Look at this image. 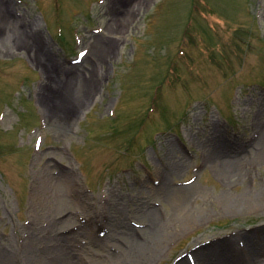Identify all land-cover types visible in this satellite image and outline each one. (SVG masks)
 <instances>
[{
	"label": "rangeland",
	"instance_id": "obj_1",
	"mask_svg": "<svg viewBox=\"0 0 264 264\" xmlns=\"http://www.w3.org/2000/svg\"><path fill=\"white\" fill-rule=\"evenodd\" d=\"M77 70L85 105L53 117ZM259 120L264 0H0V256L119 263L152 209L208 208L153 264L216 262L187 254L230 235L243 240L228 264H264ZM233 148L251 167L229 183L207 154ZM251 190L260 206L222 200Z\"/></svg>",
	"mask_w": 264,
	"mask_h": 264
},
{
	"label": "bare ground",
	"instance_id": "obj_2",
	"mask_svg": "<svg viewBox=\"0 0 264 264\" xmlns=\"http://www.w3.org/2000/svg\"><path fill=\"white\" fill-rule=\"evenodd\" d=\"M109 49L110 48L103 49L105 50L103 52L105 56L107 55V57L110 56ZM101 58L104 59L102 56ZM101 58L100 60H102ZM77 71L74 72V74L76 75L75 77H77L75 78V82H72V79H69L65 84H63L64 86L67 85V87L65 88L68 98L62 97L59 100V103L57 104L52 103L50 105L49 112L53 117H58L60 119L66 118L67 116L71 115V113L82 108L85 105L87 89L85 90L84 88H82V90H80V87L83 86L87 87V86L79 82L80 79L79 76L77 75L79 71L78 72ZM73 84L75 86H72ZM63 99H66L65 102L68 100L67 101L68 103H66L65 105L62 104ZM60 104L63 107H60L59 106ZM257 125L259 127V130H257L256 134L258 136V140L260 139L259 140L260 144H262L263 146L261 150L259 149L257 151V154L254 156V158H257V160L258 159L262 160L264 158V120H259ZM254 146L256 147V144ZM248 152L250 154V151ZM238 155L235 153L234 148L231 150H223L222 152L211 150L207 154V162H209V166H211L213 169L216 170L217 175L221 176L222 180H224L225 182L228 181L229 183H232L237 175L245 174V171H247L249 167H251L250 160H248L249 162L248 161L245 162L244 161L245 157L241 156L243 154L239 156ZM252 155L253 154L251 153L250 158L252 157ZM218 164L220 165L219 169L215 167V165L217 166ZM164 173L165 171L163 172V174ZM51 179H53V177L48 172L47 180L45 181L46 183L44 184V186L42 188L41 187H37V188H41V190L43 189L48 190L47 182H51ZM167 185H169L168 182ZM186 188L188 187L182 186L177 188L175 191L171 192V193L175 192L172 196L180 195V193L182 192L184 193L187 192ZM262 197H263L262 192H259L257 194L255 190H251L248 191V193L246 192L245 196L240 197L238 199L231 200L224 197L222 198V200L228 206L235 208L238 206L251 205V204L260 206V200ZM148 215L150 218L149 223H146V225L143 226L144 230L140 229L143 230L142 234L144 235V238L141 239L139 237V232H140L139 229L128 227V229L135 236L136 239H133L132 244H129L123 248L122 250L123 255H121L123 257L122 261L118 263L117 260L115 259L114 264H153L155 260L161 257L160 254L162 253L163 249L166 247V244L170 241L171 238L177 236L178 233L182 234L189 227L202 224L204 220H206L208 217L212 216L213 214L212 212L209 211L208 208H200L195 210L194 209L186 210L182 214H176V213H172L171 215L166 214L161 218L157 217L156 210L152 209V211H150ZM258 228H261V230L264 229V227L262 228L260 226H258L257 229ZM26 231L28 230L26 229ZM252 232L253 231H248V232L242 231L241 233H239V236L240 238L246 237L247 239H251V241L249 242L252 244L251 246H254L253 241L255 242V238ZM233 236L235 235H230V237H228L227 239L225 240L221 239L217 242H214L211 245L206 244L203 246L196 247L194 250L196 256L192 257V255L190 254H187V256L191 258V260L195 259L198 262L201 260L205 261L206 259H209V257L211 258L212 256L213 257L216 256L219 257L216 260V262L209 264H226L227 262H229L230 259L221 258V257H224V255H228L229 252L232 251V248L235 249L239 247L238 246L239 242L243 240L239 238L237 239L236 236L235 237ZM236 240L238 244H235ZM246 242L248 241L246 240ZM47 253H53L54 255H56L58 257L57 260H59L64 256L63 258H65V260H63V263L57 261L43 260L42 256H46ZM68 254H69V250L67 249L66 250L58 249V251H53L50 248H48L47 250H45V252H43V254L40 253L39 259L34 260V262L35 264H74L73 259L71 257L69 258ZM185 256L186 254L181 257L182 258L181 261H179L177 264H185L184 262L188 261L187 257ZM16 261H17L16 259L12 260V264H16ZM0 264H7L5 262V257L0 256Z\"/></svg>",
	"mask_w": 264,
	"mask_h": 264
}]
</instances>
